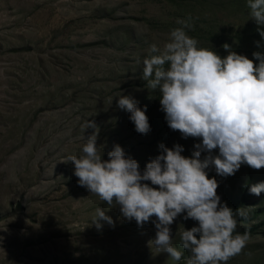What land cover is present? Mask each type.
<instances>
[{
  "label": "rangeland",
  "instance_id": "374dc122",
  "mask_svg": "<svg viewBox=\"0 0 264 264\" xmlns=\"http://www.w3.org/2000/svg\"><path fill=\"white\" fill-rule=\"evenodd\" d=\"M249 11L247 0H0V264H187L180 234L197 222L184 213L170 226L182 253L175 261L149 245L156 232L151 220L142 228L127 222L118 205L109 208L78 185L67 158L82 155L83 136L93 132L83 133L87 120L99 128L104 160L115 144L141 171L161 143L180 144L190 157L200 140L168 127L159 91L141 78L143 59L189 16L188 34L199 46L223 57L227 43L252 59L264 52V40L236 37L246 25L257 26ZM121 94L147 106V134L137 133L130 113L117 107ZM207 171L221 201L249 213L237 232L249 230L250 240L228 264H264V192L249 191L264 182V168L245 164L227 178ZM98 207L114 225L91 224Z\"/></svg>",
  "mask_w": 264,
  "mask_h": 264
},
{
  "label": "clouds",
  "instance_id": "9594fccd",
  "mask_svg": "<svg viewBox=\"0 0 264 264\" xmlns=\"http://www.w3.org/2000/svg\"><path fill=\"white\" fill-rule=\"evenodd\" d=\"M247 7L264 40V0H247ZM177 24L162 49L150 46L141 78L148 89L159 91L168 127L184 139L200 140L191 156L182 155L180 144L169 148L161 143L160 154L141 171L139 163L115 144L104 160L97 144L99 128L87 120L83 133L88 128L93 132L83 136L82 155L67 160L74 165L78 185L109 208L118 205L127 222L134 220L142 228L151 220L156 232L148 243L158 251L175 261L181 259L170 226L186 213L183 219L198 225L180 234L182 248L190 253L187 264H228L250 240L249 230L237 232L239 221L247 222L249 213L247 207L234 210L221 201L219 183L209 178L207 170L214 168L216 175L227 178L245 164L254 170L264 168V52L255 51L250 59L225 43L222 47L227 55L222 57L199 46L188 34L193 27L191 16L178 19ZM256 46L261 43L257 41ZM117 107L130 113L137 133L150 131L146 105L141 107L131 95L121 94ZM249 191L259 196L264 182ZM101 221L114 225L98 207L91 224L99 230Z\"/></svg>",
  "mask_w": 264,
  "mask_h": 264
},
{
  "label": "trees",
  "instance_id": "16d2710c",
  "mask_svg": "<svg viewBox=\"0 0 264 264\" xmlns=\"http://www.w3.org/2000/svg\"><path fill=\"white\" fill-rule=\"evenodd\" d=\"M249 33L252 35V36H258L260 37L258 31H257V26L255 25H246L242 31H240L236 37L238 40L240 41H244V40H248V39H251L250 37H248ZM210 34V33H208ZM210 41H213V39L209 38Z\"/></svg>",
  "mask_w": 264,
  "mask_h": 264
}]
</instances>
